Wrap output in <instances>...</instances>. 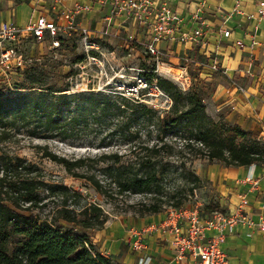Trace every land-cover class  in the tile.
I'll return each instance as SVG.
<instances>
[{
  "label": "trees",
  "instance_id": "obj_1",
  "mask_svg": "<svg viewBox=\"0 0 264 264\" xmlns=\"http://www.w3.org/2000/svg\"><path fill=\"white\" fill-rule=\"evenodd\" d=\"M82 60L85 52L76 57V62ZM145 68L144 76L156 77L172 100L164 112L121 90L67 94L68 87L52 82L39 62L17 66L19 77L10 86H0V264H124L95 249L86 232L104 225L106 215L99 205L74 204L72 197H82L79 191L45 180L36 162L7 150L19 134L61 141L82 133L96 136L94 146L103 148L99 153L65 157L44 144L41 155L85 178L104 197L138 193L150 198L143 204L146 213H159L163 196L174 207L184 205L179 189L163 193L161 161L177 138L181 148L194 147L209 163L264 166V140L256 132L215 119L206 111L200 91H184L156 75L153 65ZM113 141L126 149L113 148ZM127 153L131 156L124 159ZM187 173L193 193L202 180L194 171ZM50 202L52 207L40 215ZM218 207L212 201L204 205L207 211Z\"/></svg>",
  "mask_w": 264,
  "mask_h": 264
},
{
  "label": "crops",
  "instance_id": "obj_2",
  "mask_svg": "<svg viewBox=\"0 0 264 264\" xmlns=\"http://www.w3.org/2000/svg\"><path fill=\"white\" fill-rule=\"evenodd\" d=\"M90 1L92 0H0V21L24 25L36 16L44 15L62 24L66 21L64 17L56 16L63 9L71 8L75 2L87 4ZM152 1L155 7L166 1L171 10L181 17L176 26V34L196 27L197 22L192 16L197 11L200 13L204 24L201 39L197 43L163 39L159 43L160 48L164 51L175 46L177 54L188 50L191 54L205 58L216 54L219 64L226 72L212 75V108L214 111L221 110L227 121L250 129L264 139V14L257 13L259 0ZM90 6L88 10L78 13L74 21L77 29L87 28L95 39L96 36L105 35L103 30L107 24L106 15L110 0H106L104 4L94 0ZM150 20H153L152 17ZM223 29H229L228 37L222 35ZM120 32H126V38L132 35L137 42L143 44L148 40L151 29L148 24L139 25L135 18L122 14L113 17L106 34L116 35L121 34ZM237 39L242 40L243 46L235 43ZM250 58L252 64L249 67ZM240 86L244 87V91L240 90ZM247 175L259 178L256 187H251V184L244 180ZM207 178L219 187L218 210L223 213L234 212L239 193H245L248 199L245 210L248 215L255 223L260 220V216H264L263 165L210 163ZM205 211L207 214L212 212L206 209ZM164 217L165 213L159 212L154 218L137 227L120 226L115 222L98 229H86V232L95 249L124 264H136L142 255L151 257L150 264H191V256L177 258L170 243L171 229L160 226ZM151 224L152 228H148ZM185 224L180 221L182 227H185ZM215 231L212 228L205 229L207 237ZM224 233L225 238L221 246L231 262L264 264V231L260 230L257 224L238 222L231 229L227 224ZM137 239H141L144 244L140 250H134L132 246Z\"/></svg>",
  "mask_w": 264,
  "mask_h": 264
},
{
  "label": "rangeland",
  "instance_id": "obj_3",
  "mask_svg": "<svg viewBox=\"0 0 264 264\" xmlns=\"http://www.w3.org/2000/svg\"><path fill=\"white\" fill-rule=\"evenodd\" d=\"M61 15L62 13H59L56 17L58 18ZM120 33L116 35L105 34L101 37L96 36L95 40L100 43L101 48L99 51L95 50L98 53L97 55L91 52L90 54L96 56L97 60L88 58L82 60L84 63L79 64V66H83V68L80 67L77 73L74 72L77 69L76 63H78L76 62V57L84 53L80 29L61 32L62 39L59 48H52L47 38L42 40L27 39L22 43L21 52L24 63L20 68L35 62L43 64L49 71L50 80L55 82L59 88L67 86L68 90H64V92L70 94L76 91L89 90L87 88L105 92L122 91L121 83L135 82L138 76L145 75L143 74L146 71L145 67H152V65L156 69L153 70L156 75L172 80L181 88L180 73L182 67L186 66L190 75V86L188 89L194 87L201 92L206 111L212 117L215 119L224 118L221 110L214 111L212 108L213 79L211 78L213 74H224L223 70L225 69L219 64L216 54L209 58L191 54L188 50L185 53L177 54L175 46L168 47L164 50L157 66L153 57L145 52L143 44L137 42L136 39L126 38V32ZM214 57L218 61L216 70L211 68ZM19 75L20 71L16 70L15 66L9 71L6 70V72L0 69V86L12 85ZM142 93L144 94L142 95V100L160 112H164L169 107L164 96L149 93L148 89L142 90ZM141 129L145 130L146 126H141ZM95 137L82 133L81 136L73 137V140L61 141L57 138H31L27 134L22 133L15 140L8 142L7 150L12 154L20 155L27 160L36 162L44 171L45 180L62 182L72 190L79 191L82 197H72L71 201L74 204L78 205L88 202L99 205L104 215H106L103 227L115 222L120 226L129 225V227L143 225L157 214L145 212L143 204L150 203V198L138 193L126 196L104 197L85 178L72 175L66 171L62 164L41 155L40 146L44 144L50 150L65 157L99 153L103 148L94 146ZM260 137L262 138L263 136ZM180 143L179 138H177L173 142V148L167 150V154H163L161 161L165 172L163 193H171L175 189H179L177 196L184 199L183 206H190L195 201H198L202 206L208 201L218 202L220 198L219 187L217 183L207 178L210 168L207 158L201 156L194 147L181 148ZM112 147H118L121 151L126 149L124 143L115 141H113ZM129 156L131 155L127 153L124 159L129 158ZM188 170L194 171L202 180L201 185L194 188L193 193H190V187L193 184L187 173ZM161 199L162 210L160 213L166 214L167 209L172 206L171 200L164 196ZM52 204L50 202L44 212L40 211L39 214L43 216L47 213ZM33 212L38 214V210Z\"/></svg>",
  "mask_w": 264,
  "mask_h": 264
},
{
  "label": "built area",
  "instance_id": "obj_4",
  "mask_svg": "<svg viewBox=\"0 0 264 264\" xmlns=\"http://www.w3.org/2000/svg\"><path fill=\"white\" fill-rule=\"evenodd\" d=\"M94 1V0H92ZM90 1V3L92 2ZM98 3L104 4L106 0H96ZM90 3L82 4L75 2L71 8L63 9L62 16L66 20L65 23L58 24L54 19H48L44 15H38L34 19H30L24 25H18L11 21H0V69L9 71L12 67L21 66L24 63V58L21 52L22 43L26 39L42 40L49 39L52 48H59L61 32L77 30L75 25V16L82 10H88ZM259 7L257 13L264 14V0H259ZM126 15L137 20L139 25L148 24L151 29L149 38L143 43L145 52L153 57L158 66L160 57L164 51L160 48L159 43L163 39L176 41H194L198 42L202 36V26L204 20L197 11L192 18L197 22V26L190 31H180L175 33L176 26L181 21V17L171 10L169 4L163 1L159 6L155 7L152 0H110L109 11L106 15V27L103 33H108V28L113 17L119 15ZM152 17L153 20H150ZM82 36V46L86 53V59L97 60L96 56L90 54L91 51H99L101 45L96 41L87 28L80 27ZM222 35L228 37L230 35L229 29H223ZM129 38L134 39L132 35ZM235 43L238 46H243V42L237 39ZM78 62L77 67L80 69L83 66ZM251 58L249 60V67L251 66ZM218 66L217 58H213L211 68L216 70ZM156 70V69H153ZM249 70V69H248ZM226 72V69L223 70ZM181 89L186 90L190 86V75L187 67L183 66L180 73ZM122 93L124 95L135 96L136 98L144 95L142 90L148 89L149 93L164 96L170 105L172 100L170 96L164 93L157 85V78H147L140 75L132 83H121ZM94 89V88H87ZM240 90L244 91V87L240 86ZM259 178L253 175L244 177L245 181L251 184V187H256ZM239 201L234 212L223 213L216 209L207 214L202 205L195 201L190 206L174 207L170 206L165 214V217L160 222V226L170 228L172 237L171 245L176 251L177 258L184 256H191L193 262L191 264H234L228 258V255L221 246L224 241V229L229 225L231 229L234 224L244 222L249 225L257 224L258 228L264 231V216H260V220L255 223L248 215L245 207L248 199L245 193H239ZM264 207V204H263ZM180 221L185 222V227L180 225ZM153 224L148 228H152ZM215 229V233L211 236L206 235L205 229ZM134 250H140L144 247L141 239H137L132 244ZM151 257L149 255H142L136 264H150Z\"/></svg>",
  "mask_w": 264,
  "mask_h": 264
}]
</instances>
